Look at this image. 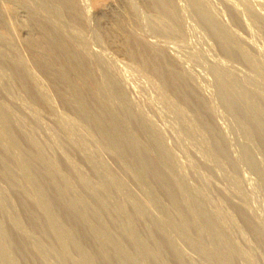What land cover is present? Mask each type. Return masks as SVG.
Here are the masks:
<instances>
[{
	"label": "rangeland",
	"instance_id": "rangeland-1",
	"mask_svg": "<svg viewBox=\"0 0 264 264\" xmlns=\"http://www.w3.org/2000/svg\"><path fill=\"white\" fill-rule=\"evenodd\" d=\"M34 1L39 4L36 5ZM101 1L103 0H74L77 5L75 4L73 11L69 9L70 0L7 2L22 12L19 15L21 19H26L24 22L27 23L29 19L28 24L31 25L32 32L36 31L33 26L36 22L35 25L39 24L51 30L56 25L53 31H57V25L62 26L66 32L65 35H61L63 38L66 36L64 39L67 38V42L71 43L68 35L72 30L69 28H73L76 37L80 38L79 41L84 43L87 51L93 56V60L88 61L79 53V56L91 66L96 82L102 80L112 86L116 114L125 123L132 139L130 151L128 156L126 155L130 167L124 166L123 173L121 163L112 158L107 151L108 148L100 142V133L60 97L64 93V87L58 80V75L51 69H44L40 63L28 56L29 51L24 45L27 40L25 36L24 42L20 44L0 40L2 48L0 73L3 76L2 78L0 75L1 103L5 106L7 104L6 107L11 113L18 114L17 117L16 114H12L15 119H19L20 115V119L17 120L22 123L23 132L26 130L25 133H30L29 136L36 139V143L40 142L38 144L42 150H40L42 157L53 163L55 161L58 164L54 163L57 169L63 170L61 173L72 179L70 181L76 187L75 191L77 190L85 204L88 220L99 235L113 239L112 243L104 246L110 264H127L123 255L134 257L133 242L140 247L142 256L148 264H237L230 247L240 254L242 261L245 262L242 264H264V139L258 133V129L264 131V0H173L175 17L172 19H161L159 15L149 12L148 1L145 0H115L121 12L118 15L107 14V17L101 15L97 18L92 15V10ZM0 3L6 5V0H0ZM30 3H34L36 7ZM48 4L52 5L56 16L53 22L43 16L40 17L41 11L43 12ZM33 6L37 10H34ZM82 10L86 14V19L82 18L84 17ZM118 19L123 24L118 22ZM4 27L0 21L1 32L4 31ZM16 31L19 34L17 28ZM18 55L25 58L28 73L33 74V77L36 75L35 79L42 88L40 90L44 100H39L26 73L15 65ZM218 70L239 88L244 98L257 108L261 117L252 113L242 114L239 109L242 102L229 103L221 91ZM167 73L176 74L178 79L171 82ZM3 92L5 95L10 93L5 96ZM47 96L53 102L48 101ZM124 105L130 106L133 111L138 110L143 115L142 128L133 118L134 115L124 110ZM58 118L62 124L56 121ZM64 119L69 122L66 121V124ZM74 123L76 124L73 125ZM63 124L66 128L68 127L65 125L68 124L69 128H74L73 131L68 129L73 134L77 133L72 135L76 141L86 143L87 146L84 144L86 150L91 146L87 151L93 154L95 167L109 175L112 186L105 182L100 173H95L76 146L67 141V133H64L65 130L63 126L61 127ZM86 138L88 139L85 140ZM155 140L165 142V148L167 147L168 153L170 152L173 157L171 161L170 159L168 161V157L155 144ZM138 145L151 150L155 156L144 153ZM0 155V160H5V156L1 153ZM159 160L174 164L194 199V205L183 204L181 196H178L181 205L177 200V204L171 201L169 195L173 194L176 197L178 194ZM72 163L76 164L78 167L73 166L88 178L89 184L96 188L95 191L103 200L106 210L101 211L97 208L96 200L90 196V190L80 185L79 178L70 172L69 164ZM11 172H17L14 165H11ZM153 172L160 174L162 182L156 180ZM137 178L142 183V188L139 187ZM8 182L0 174V189L7 190L5 192L7 198L15 207L11 212L14 214L18 211L16 214L21 219L18 220L13 215L12 217L24 232L22 239L19 233L8 228L13 242V248L10 249H13L17 258L14 261L16 264H38L32 245L41 252L47 264H60L53 253L56 247L54 240L49 237L45 228L42 233L27 216L31 208L30 202L21 196L19 186ZM44 186L49 191L50 199L55 203L51 186L47 183ZM166 186L170 189H164ZM146 192L150 197L146 196ZM168 192L171 193L168 195ZM215 205L220 206L221 212L224 211L227 216L231 215L234 224L229 225ZM58 207L56 205L55 212L62 216L63 222L75 228L74 230H79L76 232L80 236L79 247L85 251H94L93 242L87 237L84 227L70 218L68 211ZM205 210L218 230H215L205 217ZM1 220L8 225L4 216H1ZM24 225L28 229H25ZM155 225L160 226V230ZM128 227L132 230V239L126 231ZM222 235L230 246L221 241ZM163 236L166 241L176 245L174 250L169 248ZM39 239L46 246L49 243L47 248L50 246L53 248L47 251ZM75 241L78 240L71 237L65 244L69 264L79 259ZM97 260L98 264H102L98 258Z\"/></svg>",
	"mask_w": 264,
	"mask_h": 264
},
{
	"label": "bare ground",
	"instance_id": "bare-ground-1",
	"mask_svg": "<svg viewBox=\"0 0 264 264\" xmlns=\"http://www.w3.org/2000/svg\"><path fill=\"white\" fill-rule=\"evenodd\" d=\"M8 0H6V5L4 3V5L2 3H0V18L2 21V24H4V31L1 32L0 29V40L1 41H7L10 40L11 42H24V38L26 37V41L24 42V45H26L27 47V51H29V55L31 56V58L37 62L38 64L40 63L41 66L44 69H51L53 70L56 75H58V80H60V82L62 83L63 87H64V93L60 95V97H62L64 99V101H67L69 106L73 107L74 109H76L78 111V113L83 117L84 120H86V123L89 122L92 127H94V129H96L98 131V133H100V142L106 146L108 149V153L112 156V158H116L117 161H119V164L121 163V170L124 173V166L125 167H130L128 165V159L126 158V155L128 154V151H130L129 148H131V144H130V140L131 139V135L130 133L127 132L126 130V126L125 123L123 122V120H121L117 114H116V108H115V104L113 102V95H112V86L110 84H108L106 81H98V83L96 82V78L94 79V73L93 70L91 68V66L88 64V62L86 63L84 61L83 58H81V56H79V53L82 54L88 61L93 60V56L92 54L87 51L84 43L82 44V41L80 42L78 37H76L75 32L73 30V28H69L72 29L71 31H69V39L71 40V43L67 42V38L64 39L66 36H64L63 38V34L65 35V28L62 26H58L57 25V31H53L50 28H46V27H42V25L40 26L35 25L32 21V24H34L33 26L34 29L36 28L37 34H34V32L36 33V31L32 32V28L31 25H29V19L27 20L28 22H24L26 21V19H21L22 17L19 15L22 12H19L14 6L15 5H11L7 2ZM27 2L29 0H26ZM32 1V0H31ZM39 1V0H38ZM62 1V0H61ZM76 1V0H75ZM117 1V0H116ZM148 1V10L149 12L151 11L152 13H155L157 15L160 16L161 19L163 18H167V19H172L173 17H175V9H174V3L173 0H145ZM4 2V1H3ZM35 2V1H34ZM66 2V1H64ZM69 2V1H68ZM20 3V2H19ZM36 3V2H35ZM38 3V2H37ZM36 3V5H37ZM77 3V2H76ZM74 3V0H70V7L69 9H72V11L74 10V6H76L77 4ZM24 4V3H22ZM29 4V3H28ZM31 4V3H30ZM39 4V3H38ZM65 4V3H64ZM76 4V5H75ZM17 5V4H16ZM31 5H34L36 7V5L33 3ZM129 5V4H128ZM127 5V6H128ZM25 6V5H24ZM34 6L32 7L34 9ZM95 6V5H94ZM26 7V6H25ZM31 7V6H30ZM74 7V8H73ZM124 7V6H123ZM18 8V7H17ZM30 8V10L32 9ZM39 8V7H38ZM42 8V7H41ZM77 9V8H76ZM83 9V8H82ZM132 9V8H131ZM29 10V9H28ZM27 10V11H28ZM37 10V9H34ZM42 10V9H41ZM78 10V9H77ZM81 10V9H80ZM84 10V9H83ZM82 10V11H83ZM26 11V10H25ZM32 14H33V10ZM85 11V10H84ZM83 11V15L86 19V14ZM93 13L92 15L95 17H99L102 15V17L106 16L107 14H117L120 11V8L118 7L117 3L115 2V0H103L100 3H97V5L95 7H93ZM130 11V10H129ZM128 11V12H129ZM81 12V11H80ZM90 12V11H89ZM30 13V12H29ZM82 13V12H81ZM80 13V14H81ZM88 13V12H87ZM28 14V13H27ZM40 13H38L39 15ZM106 14V15H105ZM177 14V13H176ZM30 15V14H29ZM41 15V16H40ZM39 16L40 17H45L46 19H48L50 22H53L55 19V14L52 10V5L48 4L45 8V10L42 12ZM71 15V13L69 14ZM123 14H121L122 16ZM154 15V14H153ZM32 16V15H30ZM37 16V15H36ZM82 16V15H81ZM127 16V15H126ZM72 17V16H71ZM75 17V16H74ZM112 17V16H111ZM125 17V16H124ZM130 17V16H129ZM81 18V17H80ZM110 18V17H109ZM118 18H120V16H118ZM123 18V17H122ZM128 18V17H127ZM152 18V17H151ZM35 19V18H34ZM44 19V18H43ZM44 19V20H46ZM54 19V20H53ZM107 19V18H106ZM111 19V18H110ZM109 19V20H110ZM124 19V18H123ZM122 19V20H123ZM42 20V19H41ZM56 20H58L56 18ZM73 20V19H72ZM79 20V19H78ZM105 20V19H103ZM108 20V19H107ZM119 20V19H118ZM130 20V18H129ZM128 20V21H129ZM160 20V19H159ZM165 20V19H164ZM37 21V20H36ZM59 24L60 23V20ZM74 21V20H73ZM76 21V20H75ZM80 21V20H79ZM84 21V20H83ZM87 21V20H86ZM163 21V20H161ZM166 21V20H165ZM164 21V22H165ZM108 22V21H106ZM111 22V20H110ZM113 22V21H112ZM120 22V20L118 21ZM163 22V23H164ZM31 23V22H30ZM47 23V22H46ZM58 23V22H57ZM55 22V24H57ZM85 23V22H84ZM105 23V22H104ZM109 23V22H108ZM122 23V22H120ZM136 23V22H135ZM166 23V22H165ZM164 23V24H165ZM168 23V22H167ZM49 24V25H50ZM54 24V23H53ZM64 24V23H63ZM112 25V23H110ZM109 24V25H110ZM123 24V23H122ZM121 24V25H122ZM67 25V24H66ZM106 25V24H105ZM108 25V24H107ZM118 25V24H117ZM125 25V24H124ZM162 25V23H161ZM167 25V24H166ZM69 26V24H68ZM123 26V25H122ZM126 26V25H125ZM124 26V27H125ZM160 26V25H159ZM164 26V25H163ZM18 29L19 34L16 31V28ZM123 27V28H124ZM166 27V26H164ZM172 27V26H171ZM170 27V28H171ZM2 28V27H1ZM113 28V26H112ZM156 28V27H155ZM158 29V28H157ZM175 29V28H174ZM3 30V28H2ZM114 30V29H113ZM117 30V29H116ZM119 30V29H118ZM164 30V29H163ZM162 30V31H163ZM108 31V30H106ZM161 31V30H160ZM110 32V31H109ZM108 32V33H109ZM164 32V31H163ZM172 32V31H171ZM170 32V33H171ZM107 33V34H108ZM111 33V32H110ZM121 33V32H120ZM166 33V31L164 32ZM62 34V35H61ZM106 34V33H105ZM140 34V33H139ZM19 35H21V37H19ZM130 35V34H129ZM132 35V34H131ZM25 36V37H23ZM67 36V37H68ZM115 36V35H114ZM136 36H138L136 34ZM135 36V37H136ZM141 36V34H140ZM23 37V38H22ZM134 37V38H135ZM115 38V37H114ZM113 38V39H114ZM117 38V37H116ZM116 40V39H115ZM133 42V41H132ZM143 42V41H142ZM145 42V41H144ZM3 43V42H2ZM7 43V42H6ZM5 43V46L7 45ZM129 43V42H128ZM136 43V42H135ZM11 44V43H9ZM15 44V43H14ZM145 44V43H144ZM22 45V44H21ZM126 45V44H125ZM134 45V44H133ZM138 45V44H137ZM149 45V44H147ZM9 46V45H8ZM7 46V48H8ZM17 46V45H16ZM87 46V45H86ZM136 46V45H135ZM139 46V45H138ZM144 46V45H142ZM18 47V46H17ZM20 47V45H19ZM23 47V46H21ZM141 47V46H140ZM1 48V47H0ZM13 48V47H11ZM129 48V47H128ZM127 48V49H128ZM137 48V46H136ZM150 48V46H149ZM2 49V48H1ZM25 49V48H24ZM29 49V50H28ZM142 48H140L141 50ZM144 49V48H143ZM151 49V48H150ZM154 49V48H153ZM89 50V49H88ZM145 50V49H144ZM4 51V50H3ZM136 51V49H135ZM143 51V50H141ZM147 51V50H146ZM15 52V51H14ZM18 52V51H17ZM129 52V50H128ZM131 52V51H130ZM138 52V51H137ZM136 52V53H137ZM144 52V51H143ZM135 53V52H134ZM160 53V52H159ZM16 54V52H15ZM19 54V53H18ZM24 54V52H23ZM138 54H141L138 52ZM12 55V54H11ZM14 55V54H13ZM27 55V54H25ZM24 55V57H25ZM131 55V54H130ZM146 55V54H145ZM150 55V54H149ZM154 55V54H153ZM82 56V57H83ZM137 56V55H136ZM142 56V55H141ZM144 56V55H143ZM12 57V56H11ZM15 57V56H14ZM140 57V56H139ZM148 57V56H147ZM147 57H144L145 59ZM30 58V60H31ZM92 58V59H91ZM25 58H23V56L18 55L17 59H16V64L21 70H23L26 73L27 78H29V82H31L33 89L35 90L37 96H39V100H44L43 97V93L41 92L42 90H40L41 87H39L40 85L38 84L37 80L35 79L36 75H34V77L28 73L26 67L25 66ZM13 60V59H12ZM148 60V59H147ZM29 61V60H28ZM27 61V62H28ZM84 61V62H83ZM149 61V60H148ZM147 61V62H148ZM4 62V61H3ZM33 62V61H32ZM8 63V62H7ZM6 63V65H7ZM37 63L35 65H37ZM1 64V63H0ZM5 64V63H4ZM5 65V67H6ZM14 65V64H13ZM39 66V65H38ZM38 66H36L38 68ZM112 66V65H111ZM10 67V66H9ZM16 67V66H15ZM40 67V66H39ZM13 68V67H12ZM152 68V67H150ZM116 69V68H115ZM153 69V68H152ZM177 69V68H176ZM17 70V68H16ZM32 70V69H31ZM44 70V71H47ZM173 70V69H172ZM7 71V70H6ZM5 71V72H6ZM97 71V70H96ZM2 72V71H1ZM4 72V73H5ZM13 72V71H12ZM48 72V71H47ZM173 72V71H171ZM9 73V72H8ZM8 73L7 77H8ZM20 73V72H19ZM44 73V72H43ZM42 73V74H43ZM157 73V72H156ZM176 73V72H175ZM2 73H0L1 75ZM11 74V73H10ZM9 74V75H10ZM48 74V73H47ZM159 74V73H158ZM168 75V79L171 82H175L176 78L178 77L176 74L172 75L170 73H167ZM218 74L221 78L220 80V86H221V91L223 93V95L228 99L229 103L232 104L235 101H239L242 102L241 106L239 109L241 111L242 114L247 115V114H255L257 116L259 115V111L257 110V108L250 103L249 101H247L244 96L241 94L239 88L232 82H230L224 75V73H220L218 70ZM5 75V74H4ZM54 76H56L55 74H53ZM99 75V74H98ZM166 75V74H165ZM15 76V75H14ZM18 76V75H17ZM49 76V75H48ZM53 76V78H54ZM162 76V75H161ZM1 77L3 78V76L1 75ZM6 77V76H5ZM19 77V76H18ZM166 77V76H165ZM187 77V76H186ZM37 78V77H36ZM162 78V77H161ZM1 79V78H0ZM16 79V78H15ZM20 79V78H19ZM25 79V78H23ZM57 79V78H56ZM99 79V78H98ZM178 79V78H177ZM11 80V79H10ZM28 80V79H27ZM57 80V81H58ZM3 81V80H2ZM9 81V80H8ZM20 81V80H19ZM12 82V81H11ZM14 82V81H13ZM17 82V81H16ZM22 82V81H21ZM28 82V83H29ZM59 82V81H58ZM58 82L56 83L58 85ZM18 83V82H17ZM185 83V82H184ZM15 84V83H14ZM52 84V82H51ZM60 84V83H59ZM187 84V83H186ZM16 85V84H15ZM14 85V86H15ZM26 85V84H25ZM24 85V86H25ZM125 85V84H124ZM13 86V87H14ZM20 86V85H19ZM27 86V85H26ZM2 87V86H1ZM5 88V86H3ZM43 87V86H42ZM3 88V89H4ZM1 89V88H0ZM2 89V91H4ZM24 89V88H23ZM42 89V88H41ZM7 91H10L9 89L6 88ZM5 90V91H6ZM25 90V89H24ZM48 90V89H47ZM13 91V90H12ZM46 91V90H45ZM177 91V90H176ZM190 91V90H189ZM195 91V90H194ZM48 92V91H47ZM182 92V91H181ZM5 95V92H3ZM10 93V92H8ZM5 96H7V94ZM61 93V92H60ZM59 93V94H60ZM192 93V92H191ZM30 94V92H29ZM46 94V93H45ZM44 94V95H45ZM194 94V93H193ZM28 95V94H26ZM197 95V94H196ZM59 96V95H58ZM195 96V95H194ZM18 97V96H17ZM48 97V96H47ZM46 97V98H47ZM24 98V97H22ZM27 98V97H26ZM52 98V97H51ZM186 98V97H185ZM4 99V98H3ZM50 98L48 97V101ZM198 99V98H197ZM38 100V99H37ZM47 100V99H46ZM61 100V99H60ZM2 99L0 100V153L3 154L5 156V160L1 159L0 160V174L7 179L8 184L11 183V185L14 186H19L20 190L19 193L21 194V196H23L24 199H27L28 202H30L31 204V208L28 210V215L29 216V220H31V223H33V225L37 226V228H39L40 231L43 230V228H45L44 230H47L49 237L54 240L56 247L53 253H55V256L58 258L57 260H59L60 264H69V259H68V254L66 252L65 249V244L66 241L69 240L71 237L75 238L78 241H75V246L76 249L78 251V256L79 259L77 261L72 262V264H98V260L97 258L100 260V262L102 264H110V262L108 261V258L104 252V246L112 243L113 239L109 238V237H102L99 235V233L97 232V230H95L94 225L89 222L87 214L85 212V204L83 203L82 199L80 198L79 193H77L75 191L74 188H76L75 186H73V182L70 181V179L68 177H66L64 174H62L60 171L57 169V167L54 165V163H56L54 161V163L52 161H47L45 160L41 153H40V147L39 144L40 142L36 143V139L32 138L29 136V134H26L24 130H22V123H20L18 120L20 119V115H19V119L18 118H14V116L12 114H16V113H11L8 108L1 103ZM40 101V102H41ZM53 102V101H50ZM188 102V101H187ZM201 102V101H200ZM7 103V102H6ZM33 103V102H31ZM45 104V102H42V104ZM55 103V102H54ZM62 103V102H61ZM196 103V102H195ZM199 103V102H198ZM50 104V103H49ZM237 104V103H236ZM48 105V103L46 104ZM45 105V106H46ZM238 105V104H237ZM121 106V105H120ZM9 107V106H8ZM122 107V106H121ZM203 107V106H202ZM212 108V107H211ZM207 109V107H206ZM11 110V108H10ZM38 110V109H37ZM124 110H126L127 113L132 114L133 118H135V121L139 123V127L142 128V123L141 121L143 120V115L138 112V110L133 111L131 109L130 106L128 105H124ZM210 109H208L209 111ZM13 111V110H11ZM57 111V110H56ZM55 111V112H56ZM14 112V111H13ZM41 113V112H40ZM58 113V112H57ZM60 113V112H59ZM199 113V112H198ZM44 114V113H43ZM53 114V113H51ZM50 115V113H49ZM55 115V114H54ZM57 115V114H56ZM16 117L18 116V114L15 115ZM58 116V115H57ZM50 117V116H49ZM61 118V116H59ZM79 117V116H77ZM261 117V116H260ZM56 118V116H55ZM60 118H58L59 120L56 119V121L59 123L60 122ZM18 119V120H17ZM73 120V119H72ZM71 120V122H72ZM81 120V118H80ZM63 121H67L66 119H64ZM22 122V120H21ZM69 122V121H67ZM66 122V124H67ZM70 122V123H71ZM24 123V122H23ZM62 124V121L60 122ZM59 123V124H60ZM76 123H74L73 125H75ZM81 124V123H80ZM165 124V123H164ZM25 125V124H24ZM70 125V124H68ZM67 126L68 128L70 126ZM72 125V123H71ZM78 125V124H77ZM83 125V124H81ZM63 126V130H65L64 133H67V141H71V143H73L76 147V149H78V151L80 153H82L83 157L91 164L92 169H94L95 173H100L103 177L104 180L107 184H109L110 186H112V182L110 181V177L109 175H107L106 173H103L102 170H100L99 168L95 167L96 165V161L93 157V154L88 152L87 150L91 147H89L87 150V147H84L86 143H80L79 141H76L77 139H74V136L72 137L73 134V129L72 127L69 128L70 130L72 129V131L70 132L68 128L64 127V124L61 125V127ZM87 126V125H86ZM60 127V128H61ZM76 128V127H75ZM83 128V127H82ZM30 129V128H29ZM57 130V129H56ZM49 131V130H48ZM53 131V130H52ZM78 132V130H76ZM88 131V130H86ZM91 132V131H88ZM142 132V131H141ZM161 132V131H160ZM72 133V134H71ZM258 133L261 135V137L264 139V131L262 129H258ZM51 134V133H50ZM60 134V133H59ZM77 134V133H76ZM75 134V135H76ZM91 134V133H90ZM57 135V134H56ZM62 135V134H61ZM79 135V134H78ZM77 135V136H78ZM83 135V134H82ZM86 135V134H85ZM84 135V136H85ZM50 136V135H49ZM83 136V137H84ZM90 136V135H89ZM145 136V135H144ZM54 137V136H53ZM52 137V138H53ZM79 137V136H78ZM221 137V135H220ZM58 138V137H57ZM60 138V137H59ZM77 138V137H76ZM89 138V137H88ZM88 138H86L85 140H87ZM99 138V139H100ZM148 138V137H147ZM56 139V137H55ZM149 139V138H148ZM225 139V138H224ZM79 140V139H78ZM81 140V139H80ZM84 140V141H85ZM147 140V139H146ZM61 141V140H60ZM66 141V142H67ZM165 141V140H164ZM155 144L159 147V149L168 157V161L171 158L172 155H170V152L168 153L167 147L165 148V142L163 143L162 140H155L154 141ZM218 142V141H217ZM63 144V143H62ZM68 144V143H67ZM88 144V143H87ZM227 144V143H226ZM24 145L26 146V148H24ZM197 145V144H196ZM67 146V145H66ZM45 147V145L43 146ZM138 148L140 150H142L144 153L148 154V155H152L155 156L151 150L146 149V147L140 146L138 145ZM32 149V150H31ZM92 149V148H91ZM90 149V150H91ZM220 149V147H219ZM218 149V150H219ZM205 150V149H204ZM42 151V150H41ZM43 151H45L43 149ZM92 151V150H91ZM221 151V150H220ZM62 152V151H61ZM208 152V151H206ZM224 152V151H223ZM66 153V152H64ZM205 153V152H204ZM62 154V153H61ZM71 154V153H70ZM46 155V154H45ZM48 155V154H47ZM65 155V154H64ZM205 155V154H204ZM208 155V154H207ZM61 156V155H60ZM128 156V155H127ZM1 157V155H0ZM46 157V156H45ZM63 157V156H62ZM68 157V156H67ZM65 157V158H67ZM3 158V157H2ZM58 159V158H57ZM63 159V158H62ZM155 159V158H154ZM159 159V158H157ZM68 160V158L66 159ZM235 160V158H234ZM61 161V160H60ZM64 161V160H63ZM161 165L163 166V168L167 171L166 173H168L169 176V180L172 182V185L175 189V192H177V199L176 197H174L173 194H170L171 192H168L169 198L171 199V201L174 204L176 203V200L178 202V196L182 197V199H180L182 201V203L184 204H188V205H194V199L192 197V195L189 193V191L187 190V188L185 187L184 183L182 182L179 174L177 173L176 168L174 167V164H169L168 162L165 161H161L159 160ZM66 162V161H65ZM69 163H71L70 161H68ZM35 163V164H34ZM76 163V162H74ZM72 163L71 165L69 164L70 167V172L72 171L73 175H76L75 177L79 178L80 181V185H83L84 188H87L90 190V196L96 200L97 203V208L99 210H106V206L103 202V200L98 196V193L96 190V188L94 189L93 186H91L89 184V180L88 178H86L85 176H83L79 170L74 167L73 165H76ZM214 163V162H213ZM235 163V162H234ZM212 164V163H211ZM11 165H14L15 169L17 172H11ZM56 165H58L56 163ZM68 165V164H67ZM160 165V164H159ZM234 165V164H233ZM77 166V165H76ZM68 167V166H66ZM78 167V166H77ZM150 167V166H149ZM152 167V166H151ZM155 167V166H154ZM159 167V166H158ZM161 167V166H160ZM220 167V166H219ZM162 168V167H161ZM216 168V167H215ZM223 168V167H222ZM158 169V168H157ZM120 170V169H119ZM151 171V170H150ZM121 173V174H123ZM161 173V172H160ZM154 176L156 178V180L158 179L159 181L161 180L160 174L158 173H154ZM162 176V175H161ZM163 178V177H162ZM166 178V177H165ZM164 178V179H165ZM163 179V180H164ZM72 180V179H71ZM168 180V178H167ZM232 180V179H230ZM205 181V180H204ZM162 182V180H161ZM45 183H47L48 185L51 186V193H53V198L55 203L50 199L49 197V191L46 190L45 188ZM137 183L139 185L140 188H142V183L140 182V180L137 178ZM203 183V182H202ZM230 184V182H228ZM7 184V185H8ZM6 185V186H7ZM166 185V184H165ZM171 185V184H170ZM9 186V185H8ZM168 186V185H167ZM165 187L164 189L167 190L170 189L169 187ZM209 188V187H208ZM235 188V187H234ZM211 189V188H210ZM233 189V188H232ZM2 189H0V264H16V261H14L16 258V256L13 253V249H10V247L13 248V242L10 238L11 234H9L10 230H8V228L13 229V231H15L17 234L19 233L22 237V239H24V232L23 230L20 228L19 224H17L16 221H14L12 215L14 217H16L18 220L21 219V217L19 218V215L16 214V212H11L13 211L12 209H14V204H12V202L7 198V195L5 192H7V190L2 191ZM10 190V189H9ZM173 190V189H172ZM218 190V189H217ZM238 190V188L236 189ZM13 191V190H12ZM48 191V192H47ZM169 191V190H168ZM233 191V190H232ZM234 193V192H233ZM236 193V192H235ZM8 194V193H7ZM147 197H150V194H148L147 192L145 193ZM227 197V196H226ZM220 202V201H219ZM233 202V201H232ZM245 202V201H244ZM29 204V206H30ZM63 208L62 210H66V212L68 211V213H70V218L72 217L74 219V221L79 222L85 229L86 231V235L87 237L90 238V240L93 242V246H94V251L90 252L88 250H84L82 248L79 247V237L77 235L76 232H78L79 230H74L72 227H70L69 225L65 224V222H63V219L56 214V210L55 207L56 205ZM178 204H180V201L178 202ZM238 204V203H237ZM246 204V203H244ZM181 205V204H180ZM179 205V206H180ZM232 205V204H231ZM241 205V204H240ZM183 206V205H182ZM219 210H220V206L215 205ZM20 207H22V205H20ZM58 207V208H59ZM237 207V206H236ZM242 207V206H241ZM244 207V206H243ZM19 208V207H18ZM17 208V209H18ZM24 208V207H23ZM26 208V207H25ZM204 208V207H203ZM247 208V207H246ZM97 209V210H98ZM243 209V208H242ZM23 210V209H22ZM98 210V211H99ZM237 210V209H236ZM244 210V209H243ZM248 210V209H247ZM24 211V210H23ZM95 212L98 213V211L94 210ZM240 211V210H239ZM20 212V211H19ZM221 212V210H220ZM224 212V211H223ZM223 212L222 215L224 216V218L226 219V221L228 222L229 225H231L233 223L231 215L229 217V215L227 216V214H224ZM245 212V210H244ZM248 212V211H247ZM22 213V212H21ZM96 213V214H97ZM229 214V213H228ZM248 214V213H246ZM99 215V214H98ZM204 215L205 217L211 222V225L213 226V228L215 230H218V227L216 226V224L214 223V221L212 220L211 216L209 215L208 211H204ZM253 215V214H252ZM1 216H4L6 218L7 224L3 222V220H1ZM24 216V215H23ZM245 216V214H244ZM243 216V217H244ZM247 216V215H246ZM250 216V215H248ZM69 218V217H68ZM97 218L100 219L99 216H97ZM234 218V217H233ZM247 218V217H246ZM245 219V218H244ZM250 219V218H249ZM72 220V219H71ZM248 220V218H247ZM259 220V219H258ZM65 221V219H64ZM70 221V219H69ZM244 221V220H243ZM256 221V220H255ZM253 221V223L255 222ZM262 222V221H261ZM252 222H250L251 224ZM258 223V222H257ZM260 223V222H259ZM234 224V223H233ZM30 225V224H29ZM255 225V224H254ZM8 226V227H7ZM34 226V227H35ZM159 230H160V226L155 225ZM259 226V225H258ZM25 229H28L25 225H24ZM235 227V226H234ZM30 228V227H29ZM34 229V228H33ZM263 229V228H262ZM238 230V229H237ZM84 231V232H85ZM128 232V236L130 237V239H132V230L128 227L127 230ZM239 231V230H238ZM11 232V233H12ZM39 232V231H38ZM259 232V231H258ZM42 233H44L42 231ZM236 233V232H235ZM241 233V232H239ZM47 234V233H46ZM85 234V233H84ZM10 235V236H9ZM240 235V234H239ZM48 237V236H47ZM49 238V239H50ZM166 244H168L169 248L172 250H174L176 248V245L174 243H170L168 240V242L166 241L165 236H163ZM243 238V237H242ZM221 241H224L226 243L227 246H230L227 242V239L222 235L221 236ZM40 242H42V244H44V246L46 247L47 251H49V248H53V247H49V243L47 244L48 246L45 245V243L39 239ZM115 242V241H114ZM133 242V241H132ZM243 242V241H242ZM134 247H135V254H134V258L131 255L128 254H124L123 256L125 257L126 263L127 264H148L145 260V258L142 256L140 247L134 243ZM53 245V244H52ZM32 250L35 253L36 256V261H38V264H47L45 262V260L43 259V256L41 254V252L35 248L34 246L31 245ZM21 249V248H20ZM91 250V249H90ZM32 251V253H33ZM230 251L232 256L235 258L237 264L240 262L241 264L244 262L241 259L240 254L234 250L232 247H230ZM17 252V251H16ZM21 252V251H20ZM24 252V251H23ZM51 252V251H50ZM20 254V253H19ZM22 255V253H21ZM174 255L176 256V254L174 253ZM34 256V255H33ZM29 257V256H28ZM27 257V258H28ZM30 258V257H29ZM177 260L179 263L180 260L178 258V256H176ZM34 261V260H33ZM90 261V262H89ZM37 263V262H36ZM122 263V262H121ZM245 263V262H244ZM34 264V263H33Z\"/></svg>",
	"mask_w": 264,
	"mask_h": 264
}]
</instances>
